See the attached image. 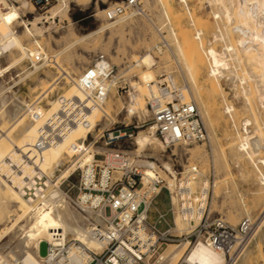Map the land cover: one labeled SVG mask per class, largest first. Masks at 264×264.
<instances>
[{
    "label": "bare ground",
    "instance_id": "obj_1",
    "mask_svg": "<svg viewBox=\"0 0 264 264\" xmlns=\"http://www.w3.org/2000/svg\"><path fill=\"white\" fill-rule=\"evenodd\" d=\"M16 1L20 6L17 7L9 3L8 0H0V58L14 51L18 54L20 53V57L18 54L15 57L12 55L11 64L12 62L20 63L22 61L21 57L29 59L34 67V70L29 73L30 76L37 73L48 63H53L54 65L51 66H56L59 70L63 69L60 73L65 72L57 60L61 53L50 56L43 48L42 43L37 40L34 41L33 46H25L23 44L21 39L23 34L20 35L16 32L15 25L24 26V35L33 36L28 24L22 20V14L26 13V11L30 12L35 6L30 0ZM58 1L60 2V4L58 3L59 6L51 10V17H46L47 20H53L59 13H65L70 2L76 3L78 6H85L90 2V0ZM159 1L161 3V11L165 15L168 25V30H165L167 35L161 34L160 38L166 39L168 46H171V44L174 46L173 49L169 50H171L173 55H176L177 61L181 64L175 66L179 72L178 74H184V78L190 80L192 85L189 84L191 89L187 87L181 88L171 75L164 81H168L172 88H177L180 91L184 102L196 105L194 103L196 101L192 102L190 98L199 99L202 113L208 117V120L212 114H217V97L220 96L222 98L221 105L225 121L227 120L226 123L230 121L231 126L237 130L238 138H240V142L237 145L238 158L244 159L246 166H251L254 175L258 179V189L252 194V198H240L242 209L237 213V219L235 220L236 222L238 221L239 226L245 223L244 229L249 231L253 218L252 209L261 200H264V160L257 156V152L261 153L259 152L260 144L264 140V0H207L209 11L206 19L197 16V10L190 5L189 0H178V4L183 10L182 14L175 9L173 0ZM116 6L117 4L108 10H101L100 13L104 14L108 19L109 12H112ZM200 6L202 7V4ZM125 7L126 10L129 9V12L132 11L131 15H135L137 11L142 13L144 6L142 8H134L129 7L127 4ZM126 15L127 13L115 19H120L121 17V19H124L123 17ZM183 19L187 20L191 29L183 27ZM120 20L108 26H113ZM36 23H32V25L36 32H40V29L36 27ZM104 29L105 26H102L99 30L80 36L76 42H84L95 37L94 35ZM167 39L170 40V43ZM156 48L160 51L162 50L159 46H156ZM39 60H44V64L38 65L37 62ZM142 66L146 69L141 71L140 77L144 84V92L142 94L147 95V99L155 96L164 100L158 87V84L164 81L156 82L154 74L155 60L150 53H145L141 57L136 58L135 67L140 68ZM205 68V82H200L201 72ZM94 70L93 68H87L77 79L65 72L66 77L64 78L72 81L73 90L67 94L63 93L56 100L50 102V107L46 109L41 106V103L53 91L54 85L60 77L54 83L50 82L51 84L43 81L41 93H38L39 95L36 94L38 95L36 99L33 98L32 100L34 101L26 107L25 103H23L25 101H18L20 100H17L19 97L10 98L7 96L5 89L0 86V226H4V228H0V261H6L9 264H43L47 248L52 243L55 233L61 234L66 239L82 242L93 250H100L106 247V243L99 242L94 238L90 228L91 217L99 224L103 225L104 222L95 216L89 208H84L86 215L71 208L63 198L64 196L56 188L59 180L68 176L73 164L78 162L82 168L96 160V152L101 153V151L94 148L95 143L100 140L103 132L110 129L108 125L116 122L111 110L113 108L110 94L112 88L117 89V78L113 76L110 80L104 81L102 78H98L97 73H95L93 86L103 85L108 91V96L102 103L94 105L89 99L88 92L83 87L85 72L92 71L94 73L95 71L98 72L99 69ZM64 74L62 73V75ZM232 74L237 76V81L240 83V86H236L237 89L235 88V95H240L244 98L243 113H241L244 118L240 122V119H238L239 111L229 102L223 86V82L227 81ZM69 80L68 84H70ZM129 83L134 84L133 81H129ZM135 87L139 88L138 84H135ZM135 95L132 93V98L127 108L126 121L140 108H144L143 98L139 99ZM61 98L63 100H74L77 109H85L81 118L83 121L71 124L57 143L41 151L37 149L36 141L41 128L50 119H54L61 110H64ZM196 107L198 109V104ZM71 108V111H65L64 116L67 120L76 112L74 106H71ZM146 112L149 116L147 105ZM35 114L37 115L35 116ZM210 126L208 125V127ZM249 126L254 130V136L248 134ZM211 127L210 130H212ZM242 128L247 135H244L239 130ZM153 130L151 128L141 130L134 137L133 145L138 147V152L142 153L146 159H150L143 162L146 176L154 177L155 171H158L163 179L169 181L170 178H164L163 171L158 170L157 164L151 161L152 155L145 153L148 147L156 152L158 147L163 149L167 146L166 143L154 135ZM90 134L95 137V142L91 140L92 143L89 142L90 144H87ZM229 136L233 137V133ZM73 145H75L76 149L73 148ZM178 145L189 144H173L170 146L177 147ZM112 150H104L105 152H103L108 154ZM191 155L192 157H199L198 152L191 153ZM74 156L76 157L73 158ZM65 165L67 166L63 169ZM164 167L174 174V170L169 164L165 163ZM195 167L191 166L189 172ZM32 168L47 178V190L54 198L50 204L41 205L37 201L30 202L24 198L21 189V175L32 174ZM244 168L246 167L244 166ZM247 171L249 173V170ZM199 172L195 175V180L191 178L190 181L184 182L186 188L193 190L195 183H199L201 179ZM248 173L246 172V174ZM148 177L146 178L148 179ZM173 202L176 205L175 199H173ZM203 206L204 204L201 207ZM194 211V213L186 216L182 215L180 211H175L174 230L176 232H188L198 224L201 215L197 213L195 208ZM114 217H111L110 220H113ZM261 223L264 226V220ZM238 240L239 238L234 240L231 246L223 250H217L202 241H199L191 248H189L188 243L181 245L169 244L168 247L172 245L176 247L172 249L170 247V250L167 249L160 254L155 263H152V257L149 256L136 264H168L170 261L175 262L181 258L185 264H226L227 255H231L234 250L236 251L237 245H239ZM43 243H46L44 255L40 253V247ZM260 254L259 257H262V253Z\"/></svg>",
    "mask_w": 264,
    "mask_h": 264
},
{
    "label": "rangeland",
    "instance_id": "obj_2",
    "mask_svg": "<svg viewBox=\"0 0 264 264\" xmlns=\"http://www.w3.org/2000/svg\"><path fill=\"white\" fill-rule=\"evenodd\" d=\"M8 1L17 7L20 6L16 0ZM30 1L32 3V0ZM140 1L141 3L138 7L142 8L144 6L143 12L141 13L140 11H137L135 16L131 15L130 13H132V11L129 12V9H127L124 14L127 13V15H129H126L127 17L124 16V19H121V17V20H109L106 16H104V14L100 13V11L108 10L116 4H120L122 0H90L89 4L85 6H78L76 3L70 2L65 13H59L53 20H47L46 17H51V10L58 7L60 4L58 0H53L51 5L46 8L40 9L36 7L32 8L30 12L26 11V13L22 14V20L28 24L29 28L33 32V36L24 35L25 27L15 25L16 32L20 35L23 34L21 39L25 46H33L34 41L37 40L42 43L43 48L50 56L61 53L57 58L60 62L61 68H64L65 72L75 79H77L79 75L90 67L97 56L104 55L109 62L115 66L116 72L114 77L117 78V89L112 88L113 91L111 90L110 94L113 108L111 110L113 111L112 114H114L116 118V122L114 124H109L108 128H119L124 133V131L130 132L133 126H140L141 128L136 130V136L141 130L148 129L146 126L142 127L148 118V114L146 112L148 96L142 94L144 92V84L140 79L142 73L141 71L146 69L144 66L140 68L135 67L136 58L141 57L145 53H150L154 57V74L156 82H160L162 80L164 81L169 75H171L175 78L176 84L181 88L187 87L188 89H191L190 85H192L190 80L184 78V74H178L179 72L175 66H177V64L179 65L180 62L177 61L176 55H173L171 50H169L173 49L174 46L172 44L171 46H168L166 39L160 38L161 34L167 35L166 31L168 30L166 17L161 11L160 1ZM189 2L191 6L196 8L197 16L206 19L207 12L209 11L208 1L189 0ZM201 4L202 7L200 6ZM173 5L175 9L182 14L183 10L178 4V0H173ZM117 20H120V23L117 22V24L113 26H108ZM32 23H36V27L40 29V32L35 31ZM182 25L187 29H191L186 19L182 20ZM102 26H105V29L97 35H94L95 37H92L84 42H76L80 36L99 30ZM168 40L169 39H167V41ZM156 46L161 47L162 50H158ZM17 54L18 53L14 51L0 58V86L5 89L7 96L10 98L19 97L17 98V100L20 99L18 101H25L23 102L25 103V107L29 106V103L34 101L32 99H36L39 95L38 93H41L43 81L48 82V84L50 82L54 83L55 80L60 77V81L58 80L56 82L53 91L41 103V106L46 109L50 107V102L56 100L58 97L63 95V93L67 94L73 90L74 86H72V81L67 78L70 83L68 84V80L64 78L66 77V74H64L65 72H62L64 75L60 73L63 69L59 70L58 67L51 66L54 65L53 63H48L37 73L30 76L29 73L34 70V67L29 59L21 57L22 61H20V63L12 62L11 64L12 55L15 57ZM19 55L20 53L18 56ZM37 63L38 65H43L44 60H39ZM235 76V74H232L227 81L223 82V86L225 92L227 93L229 102H231L239 111L238 119H240V122L244 118L241 114L243 113L242 109L244 105V98L240 95H235L236 86H240V83L237 81V76ZM205 78L206 68L202 70L199 81L205 82ZM229 79L232 80L230 81ZM129 81H133L134 84H130ZM135 84H138L139 88L135 87ZM132 93L134 95L136 94L135 96L139 99L143 98L144 108H140L129 118L128 121H126L125 118H127V108L130 104ZM193 98L194 97H192V99L190 98V101H196L194 103L196 105L198 104L199 114L202 120L204 119L203 123L208 134L206 142L178 145L177 147H167L164 145L165 148L160 149V147H158V151L156 152L148 147L145 153L152 155L151 161L155 162L157 166H160V164L164 166L165 163L169 164L171 167L173 166L172 169L177 173H189V168L191 166L198 167L200 170L199 173L201 174L199 177H209L210 180L209 203L211 204L210 211L212 217H221L228 226L237 228L239 223L235 220L237 219V213H239L240 209H242V206L240 205V198H252V194L258 189V179L256 175H254L251 166H246V161L238 158L237 145L240 142V138H238L236 133L237 130L231 126L232 124H230V121H228L229 123H226L227 120L225 121L221 105L222 98L220 96L217 97V114H212L209 117V120L208 117L204 116L202 113L201 102L199 99ZM209 123L213 127H211ZM208 125L212 130H210ZM239 130L242 131L244 135H247L243 128ZM229 133H233V137L229 136ZM248 134L254 136V130L250 126ZM94 139L95 137L90 134L86 143L90 144L89 142H95ZM95 144L94 148L101 151V153L96 152V154H100L99 156L103 155L105 151L112 149L133 151L138 148L136 145H133L134 139L129 138H124L118 143H114L109 146L104 144L103 139L99 140ZM260 145L261 147L259 152L261 153L257 152V156L261 159L263 158L264 160V140L261 141ZM213 149L216 150H214V153ZM194 152H198L200 158L192 157L191 153ZM97 158L101 159V157ZM244 166L246 168H244ZM247 170H249V173ZM246 172L250 175L246 174ZM162 173L164 178L169 177L164 171ZM254 176L255 178H253ZM199 177L198 179H200ZM199 181H201V179ZM197 184L198 183H195L194 187ZM168 208L169 194L167 191H163L155 200L154 205L150 210V219H154L156 210L166 211ZM263 208L264 200H261L259 204L252 209L253 218L250 230L242 240H240L241 237H238L239 245H237L236 251L234 250L231 255H227L226 264H264V226L261 223V221L264 220ZM170 217L172 220V216ZM172 226L174 227L173 223ZM0 228H4V226H0ZM174 247L176 246H163L159 254L151 258L152 263H155L158 260L160 254L164 253L167 249L170 250ZM45 250L46 243H43L40 247V253L44 255ZM259 252L262 253V257H259ZM168 264L185 263L182 262L181 258L175 262L170 261Z\"/></svg>",
    "mask_w": 264,
    "mask_h": 264
},
{
    "label": "built area",
    "instance_id": "obj_3",
    "mask_svg": "<svg viewBox=\"0 0 264 264\" xmlns=\"http://www.w3.org/2000/svg\"><path fill=\"white\" fill-rule=\"evenodd\" d=\"M32 2L35 8L43 9L50 6L53 0ZM139 2L122 0L109 12L108 19L123 15L127 4L137 8ZM89 68L99 70L85 72L83 87L91 103L97 105L107 98L108 91L103 85L93 86L95 73L104 81L110 80L116 68L104 55L97 56ZM158 87L164 100L155 96L148 99L149 116L142 127L154 129V135L167 146L206 142L207 130L196 105L184 102L180 91L172 88L168 81L159 83ZM61 99L64 110L41 128L36 141V147L41 151L57 143L71 124L83 121L81 118L85 109H77L74 100ZM71 106L76 112L67 120L65 111H71ZM139 128L133 126L130 132L124 133L119 128L109 129L103 132L100 140L103 139L104 144L109 146L124 138L134 139ZM73 148L76 149L75 145ZM95 156L96 160L85 167L81 168L78 162L73 164L68 176L61 178L56 188L71 208L85 215L84 208H89L104 222L103 225L99 224L91 217L90 228L94 238L106 243V247L93 250L82 242L55 233L43 264H136L159 254L163 246L169 244L188 243L191 248L202 241L217 250H223L231 246L237 237L242 240L247 235L245 223L236 229L228 226L221 217H212L209 177L203 176L193 190L184 186V182L196 179L195 175L200 171L198 167L189 173L174 171L172 174L160 164L158 170H163L170 177L167 181L158 171H155L154 177L146 176L143 162L147 159L138 152V148L133 151L114 149L111 153ZM32 171V174L21 175L24 198L41 205L50 204L54 198L47 190V178L33 168ZM163 191L169 194V208L166 211L156 210L154 219H150V210ZM192 207L201 215L198 224L188 232H176L172 226L175 211L186 216L195 212ZM113 216V220H110ZM0 264L9 263L0 261Z\"/></svg>",
    "mask_w": 264,
    "mask_h": 264
}]
</instances>
